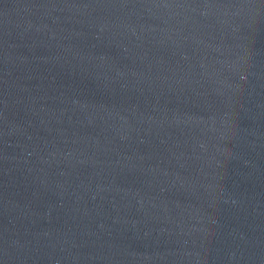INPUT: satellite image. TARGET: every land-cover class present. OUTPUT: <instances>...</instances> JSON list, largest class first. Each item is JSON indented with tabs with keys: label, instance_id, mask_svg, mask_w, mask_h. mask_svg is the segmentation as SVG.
Returning a JSON list of instances; mask_svg holds the SVG:
<instances>
[{
	"label": "water",
	"instance_id": "1",
	"mask_svg": "<svg viewBox=\"0 0 264 264\" xmlns=\"http://www.w3.org/2000/svg\"><path fill=\"white\" fill-rule=\"evenodd\" d=\"M0 264H264V0H0Z\"/></svg>",
	"mask_w": 264,
	"mask_h": 264
}]
</instances>
